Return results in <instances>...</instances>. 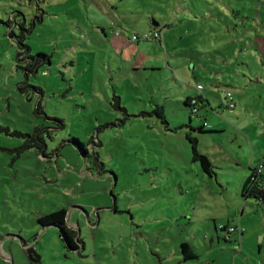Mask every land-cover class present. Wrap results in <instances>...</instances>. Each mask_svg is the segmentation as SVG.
<instances>
[{
    "label": "rangeland",
    "instance_id": "374dc122",
    "mask_svg": "<svg viewBox=\"0 0 264 264\" xmlns=\"http://www.w3.org/2000/svg\"><path fill=\"white\" fill-rule=\"evenodd\" d=\"M263 158L264 0H0V264H264ZM62 208L79 253L38 224Z\"/></svg>",
    "mask_w": 264,
    "mask_h": 264
},
{
    "label": "trees",
    "instance_id": "16d2710c",
    "mask_svg": "<svg viewBox=\"0 0 264 264\" xmlns=\"http://www.w3.org/2000/svg\"><path fill=\"white\" fill-rule=\"evenodd\" d=\"M154 24L156 23L153 22V26ZM194 98H187L184 101V105L191 108L190 101ZM198 99L199 101L202 100L201 97L200 98L198 97ZM155 113L158 115L159 118L161 119L164 118L162 108L157 107L155 110ZM190 114H191V110H190ZM196 131L199 133L214 132L210 130L209 126H206V123H202V125L199 126L196 129ZM186 139L188 140L190 144V148H191V161L194 163H197L203 173H205L208 176H211V174H213L214 167L210 159L206 155L199 152L198 147H197L198 146L197 139L191 136L189 133L186 134ZM42 147H43L42 145L39 146V149H41ZM82 152L84 153L85 150H82ZM252 170L253 168L251 167L249 176L244 180L242 184L241 195L243 196V198L252 197L255 199H262L263 197L262 183H261V186H258V185H253L250 181ZM262 177L263 175L261 176V181H262ZM38 224L42 228H45L47 226L56 227L59 231L58 233L59 238L64 243L65 248L69 251H76L78 250V247L82 248L84 246V243L81 237L78 235L79 231L71 230L67 226V215H66V211L63 208L57 211L51 212L50 214L41 216L38 219ZM180 250L182 254V261L186 262L189 260L197 259V255L192 251L191 247L187 243H182L180 245Z\"/></svg>",
    "mask_w": 264,
    "mask_h": 264
},
{
    "label": "built area",
    "instance_id": "2783aa9c",
    "mask_svg": "<svg viewBox=\"0 0 264 264\" xmlns=\"http://www.w3.org/2000/svg\"><path fill=\"white\" fill-rule=\"evenodd\" d=\"M129 39L132 41H135V42H140V41L147 42V43L155 42V43L159 44L162 48L164 46L163 41H162L161 32H159L157 30H150L148 32H144L141 34H132L129 37ZM195 89L201 93L204 90L203 86L200 84H197L195 86ZM224 100L226 102L224 109L229 111V112H232L236 107L232 93L229 91L225 92ZM199 102L200 101H199L198 97H196L190 101L191 114L194 116H196V114H197V108L196 107L198 106ZM263 173H264V158L262 159V161L257 166L253 167L252 174L250 177L251 183L253 185L261 186V183H262L261 176L263 175ZM217 229L226 234V239L229 238L230 234H237L240 236L244 232L243 228L239 225L238 226H228V227L219 226ZM8 258L9 257L3 259L5 264L10 263Z\"/></svg>",
    "mask_w": 264,
    "mask_h": 264
},
{
    "label": "water",
    "instance_id": "95a60500",
    "mask_svg": "<svg viewBox=\"0 0 264 264\" xmlns=\"http://www.w3.org/2000/svg\"><path fill=\"white\" fill-rule=\"evenodd\" d=\"M157 24H154L156 26ZM30 260L32 261L33 264H36L39 261V257H37L31 248H27L26 250Z\"/></svg>",
    "mask_w": 264,
    "mask_h": 264
},
{
    "label": "crops",
    "instance_id": "0c3cea01",
    "mask_svg": "<svg viewBox=\"0 0 264 264\" xmlns=\"http://www.w3.org/2000/svg\"><path fill=\"white\" fill-rule=\"evenodd\" d=\"M150 31V30H149ZM188 98H191V97H188ZM210 130H214V128H210ZM68 221H69V223H71V221L69 220V218H68ZM72 224V223H71ZM72 225H74V224H72ZM211 241H212V239H211ZM12 259V258H11Z\"/></svg>",
    "mask_w": 264,
    "mask_h": 264
},
{
    "label": "flooded vegetation",
    "instance_id": "af4514ba",
    "mask_svg": "<svg viewBox=\"0 0 264 264\" xmlns=\"http://www.w3.org/2000/svg\"><path fill=\"white\" fill-rule=\"evenodd\" d=\"M81 249H83V247L82 248L78 247V250H76L74 252H80Z\"/></svg>",
    "mask_w": 264,
    "mask_h": 264
}]
</instances>
